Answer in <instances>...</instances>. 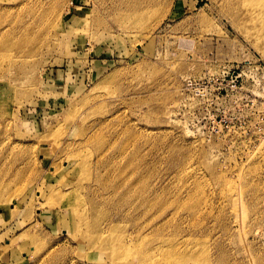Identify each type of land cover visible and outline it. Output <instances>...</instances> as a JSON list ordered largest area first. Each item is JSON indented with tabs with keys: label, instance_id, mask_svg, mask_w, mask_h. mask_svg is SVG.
Segmentation results:
<instances>
[{
	"label": "rangeland",
	"instance_id": "obj_1",
	"mask_svg": "<svg viewBox=\"0 0 264 264\" xmlns=\"http://www.w3.org/2000/svg\"><path fill=\"white\" fill-rule=\"evenodd\" d=\"M243 2L0 0V264H264Z\"/></svg>",
	"mask_w": 264,
	"mask_h": 264
},
{
	"label": "bare ground",
	"instance_id": "obj_2",
	"mask_svg": "<svg viewBox=\"0 0 264 264\" xmlns=\"http://www.w3.org/2000/svg\"><path fill=\"white\" fill-rule=\"evenodd\" d=\"M244 2H245V4H246V14L248 15V17H249V19H250V21H251V23H254V22H257V20H260V19H263L264 18V0H243ZM243 2V3H244ZM237 3V2H236ZM241 5V4H240ZM242 5H244V4H242ZM240 7V6H239ZM234 9V8H233ZM239 9V8H238ZM240 9H242V7L240 8ZM239 11H241V10H239ZM241 14V13H240ZM240 17V16H239ZM259 29V28H258ZM244 31V30H243ZM10 45H12V44H6L5 46L7 47V46H9L10 47ZM1 46V45H0ZM3 46H4V44H3ZM8 48V47H7ZM6 48V49H7ZM1 51V50H0ZM4 52H2V53H0V59H4L5 58V55L3 54ZM10 84V83H9ZM8 84V85H9ZM12 86V85H11ZM14 87H15V85H13ZM50 193V192H49ZM55 190H52V193L50 194V196L48 197L49 198V200H52V199H54V197H55ZM48 198H47V200H48ZM3 199H0V202L2 201ZM52 202H53V200H52ZM55 202V201H54ZM74 212V211H73ZM75 213V212H74ZM80 214V213H79ZM76 216V215H75ZM80 217V216H79ZM77 218V217H76ZM79 219V218H78ZM82 220V219H81ZM78 221V220H77ZM87 221V220H86ZM75 222V221H74ZM86 223V222H85ZM77 224V223H76ZM81 224H82V222H81ZM86 225H88V224H86ZM91 225V224H90ZM77 226V225H76ZM79 226V225H78ZM88 227V226H87ZM88 229V228H87ZM90 229V228H89ZM76 232L78 231H80V230H75ZM81 231H82V229H81ZM88 232H90V231H88ZM80 233V232H79ZM102 234V233H101ZM100 234V235H101ZM82 235H83V232H82ZM99 235V236H100ZM98 236V237H99ZM106 238H102V237H99V242L100 243H106ZM9 242V241H8ZM10 243V242H9ZM94 243H96V241L94 242ZM93 243V244H94ZM98 245V244H97ZM93 246H95V245H93ZM92 246V247H93ZM120 245H119V243L118 244H116V248L117 249H119L120 247H119ZM94 248V247H93ZM115 248V249H116ZM127 248V247H126ZM178 249V248H177ZM113 250V249H112ZM122 251H123V249H122ZM133 251V250H132ZM141 251V250H140ZM116 252V251H115ZM119 252V251H118ZM132 253V252H131ZM135 253V252H134ZM134 253H133V255H134ZM137 253V252H136ZM141 253H142V251H141ZM177 255L178 257H179V259H174V260H177L178 261V263L179 264H199L198 263V260L197 259H195L194 257H193V254L194 253H192L191 251H185V252H182V254H179L178 253V250H175V252L173 253V255ZM116 256H114V258H115ZM132 257V256H131ZM130 257V258H131ZM117 258V257H116ZM118 259V258H117ZM116 260V259H115ZM114 261V260H113ZM168 262H165V264H172L173 262H171V261H173V259H168L167 260ZM204 264H206V263H204Z\"/></svg>",
	"mask_w": 264,
	"mask_h": 264
}]
</instances>
